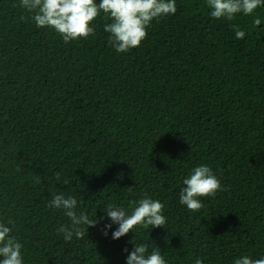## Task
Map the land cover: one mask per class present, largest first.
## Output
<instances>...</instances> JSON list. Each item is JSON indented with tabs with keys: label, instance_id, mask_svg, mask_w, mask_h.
I'll use <instances>...</instances> for the list:
<instances>
[{
	"label": "trees",
	"instance_id": "16d2710c",
	"mask_svg": "<svg viewBox=\"0 0 264 264\" xmlns=\"http://www.w3.org/2000/svg\"><path fill=\"white\" fill-rule=\"evenodd\" d=\"M176 6L118 53L103 13L94 35L65 43L20 0H0V222H14L23 264H126L132 241L167 264L264 258V6L233 21L206 0ZM205 164L223 190L190 212L183 179ZM60 193L97 219L83 239L57 233L71 223L49 207ZM145 196L164 204L166 228L104 235L109 205L130 214Z\"/></svg>",
	"mask_w": 264,
	"mask_h": 264
},
{
	"label": "clouds",
	"instance_id": "9594fccd",
	"mask_svg": "<svg viewBox=\"0 0 264 264\" xmlns=\"http://www.w3.org/2000/svg\"><path fill=\"white\" fill-rule=\"evenodd\" d=\"M211 9L210 16L215 19L233 21L238 14L253 15L256 9L264 6V0H206ZM20 6L28 13H32V20L37 28H50L58 33L65 43L77 39H87L95 34L92 22L101 13L111 22L104 25V31L109 33L108 42L118 53H127L137 48L148 37L147 29L154 19L173 15L177 12L176 0H20ZM25 20L26 17H21ZM261 19L254 17L253 25L259 26ZM237 39H243L245 32L238 24H230ZM56 181L60 182V173L55 174ZM41 178L35 177L39 184ZM67 184V180L63 181ZM183 187L179 195V203L186 206L190 212L200 211L204 205L201 198L215 197L222 191L219 178L208 165H200L192 169L191 173L183 179ZM135 207L131 213L123 207L109 205L104 211L111 223L103 227L104 235L112 225L118 227L112 232L113 239H120L134 228L148 229L166 228L167 218L163 214L164 204L160 200H153L145 196L133 202ZM78 201L72 196L55 194L49 202V207L63 210L69 218L70 225H62L57 233H63V238L69 242L75 236L83 239L89 227L98 223L95 217L90 219L83 212H77ZM7 225H12L9 227ZM86 226V227H85ZM15 224L8 220L7 224L0 222V264H23V245L17 237L11 235ZM133 232V231H132ZM134 244L133 250L127 255L126 264H167L159 247L149 252L147 244ZM128 252V249H124ZM195 264H203L199 258ZM234 264H264V258L253 259L250 256L237 258Z\"/></svg>",
	"mask_w": 264,
	"mask_h": 264
}]
</instances>
